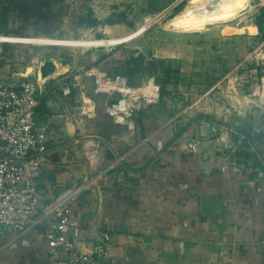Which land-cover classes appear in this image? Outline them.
<instances>
[{"label":"crops","instance_id":"0c3cea01","mask_svg":"<svg viewBox=\"0 0 264 264\" xmlns=\"http://www.w3.org/2000/svg\"><path fill=\"white\" fill-rule=\"evenodd\" d=\"M2 36L34 43L75 40ZM55 70V76L66 72L57 65ZM65 76L43 83L34 114L47 135L48 160L38 188L43 206L68 186L86 183L72 208L79 220L72 238L80 251H94L107 234L105 264H264L261 154H250L252 165L249 159L242 166L220 156L195 167L181 150L160 149L171 137L168 132H141L146 119L134 118V130L113 122L105 111L106 95L93 91L91 77H83L84 90L73 86L64 95L61 84L68 78L60 79ZM85 96L104 112L83 115ZM42 226L0 232V264H53Z\"/></svg>","mask_w":264,"mask_h":264},{"label":"rangeland","instance_id":"374dc122","mask_svg":"<svg viewBox=\"0 0 264 264\" xmlns=\"http://www.w3.org/2000/svg\"><path fill=\"white\" fill-rule=\"evenodd\" d=\"M190 1L0 0V35L75 39L0 41V83L48 84L92 65L135 86L154 77L159 99L133 117L146 119L143 133H169L160 149L181 150L195 167L220 156L242 166L250 154L264 158V38L254 24L264 0H249L224 21L169 27ZM46 59L65 74L41 80Z\"/></svg>","mask_w":264,"mask_h":264},{"label":"built area","instance_id":"2783aa9c","mask_svg":"<svg viewBox=\"0 0 264 264\" xmlns=\"http://www.w3.org/2000/svg\"><path fill=\"white\" fill-rule=\"evenodd\" d=\"M6 38L0 35V41H9ZM84 76L93 79L96 94L106 95L105 111L109 118L130 130L136 127V112L160 96L154 77L135 86L127 77L111 76L96 65L85 67L62 82V93L69 95L73 86L84 90ZM42 86L39 80L0 85V232H24L39 223L45 228L47 250L55 256L53 264H105L102 257L109 235L103 234L94 251H80L72 238L79 228L72 208L86 188L85 182L68 186L52 201L40 205L38 183L48 160L47 135L44 128H37L34 114ZM96 111V101L82 97L80 112L93 117Z\"/></svg>","mask_w":264,"mask_h":264},{"label":"bare ground","instance_id":"6f19581e","mask_svg":"<svg viewBox=\"0 0 264 264\" xmlns=\"http://www.w3.org/2000/svg\"><path fill=\"white\" fill-rule=\"evenodd\" d=\"M249 0H191L178 14L168 21V26L188 30L227 20L243 10ZM41 78L44 76L40 75Z\"/></svg>","mask_w":264,"mask_h":264},{"label":"trees","instance_id":"16d2710c","mask_svg":"<svg viewBox=\"0 0 264 264\" xmlns=\"http://www.w3.org/2000/svg\"><path fill=\"white\" fill-rule=\"evenodd\" d=\"M254 24L257 25L259 33L261 34L262 38H264V6H261L259 8V13L256 15V19L254 21ZM263 119H264V113H263ZM238 130L241 131V132H244L248 136H253V134H251V131L246 130L243 127H239ZM248 157L251 158L252 156L248 155ZM255 160H256V162L254 163V166L255 165H259L258 164L259 160L257 158Z\"/></svg>","mask_w":264,"mask_h":264},{"label":"water","instance_id":"95a60500","mask_svg":"<svg viewBox=\"0 0 264 264\" xmlns=\"http://www.w3.org/2000/svg\"><path fill=\"white\" fill-rule=\"evenodd\" d=\"M56 69V64L52 59H46L42 66H41V75L42 76H46L52 72H54ZM42 229L45 230L44 226H42ZM94 256H96V254H93Z\"/></svg>","mask_w":264,"mask_h":264}]
</instances>
